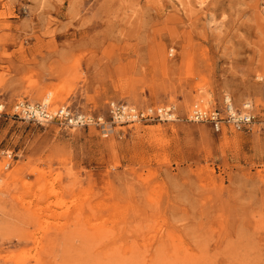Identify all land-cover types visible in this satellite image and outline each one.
<instances>
[{"label":"rangeland","instance_id":"1","mask_svg":"<svg viewBox=\"0 0 264 264\" xmlns=\"http://www.w3.org/2000/svg\"><path fill=\"white\" fill-rule=\"evenodd\" d=\"M49 91L103 123L0 117V264H264V0H0V102ZM223 93L252 130L184 118Z\"/></svg>","mask_w":264,"mask_h":264},{"label":"built area","instance_id":"2","mask_svg":"<svg viewBox=\"0 0 264 264\" xmlns=\"http://www.w3.org/2000/svg\"><path fill=\"white\" fill-rule=\"evenodd\" d=\"M107 107L111 123L165 121L177 118L173 104L134 108L111 100L107 103ZM7 116L40 124L55 121L60 125L72 127L87 125L89 122L103 123L101 116L93 118L90 115L74 112L65 105L52 108L47 100L34 103L16 101L8 108L0 102V117ZM184 118L189 122L206 123L216 133H221L223 130L250 131L259 123L250 102H243L240 107H236L228 93H223L219 101L212 106L201 102L192 104Z\"/></svg>","mask_w":264,"mask_h":264},{"label":"bare ground","instance_id":"3","mask_svg":"<svg viewBox=\"0 0 264 264\" xmlns=\"http://www.w3.org/2000/svg\"><path fill=\"white\" fill-rule=\"evenodd\" d=\"M56 96H55V94H53L51 91H49L48 93H47V96L45 97V100H47V102L49 101V99H51V98H55ZM99 228H101L100 226H99ZM5 260H11V257H9V258H7V259H5ZM12 260H14L16 263H22V258H20V257H13L12 258ZM8 264H10V262H8ZM12 264V263H11ZM134 264H136V262L134 263ZM139 264V263H138Z\"/></svg>","mask_w":264,"mask_h":264}]
</instances>
